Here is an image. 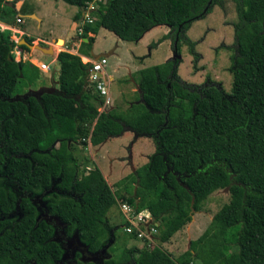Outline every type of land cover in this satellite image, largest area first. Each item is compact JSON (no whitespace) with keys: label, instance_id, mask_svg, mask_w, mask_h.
<instances>
[{"label":"trees","instance_id":"16d2710c","mask_svg":"<svg viewBox=\"0 0 264 264\" xmlns=\"http://www.w3.org/2000/svg\"><path fill=\"white\" fill-rule=\"evenodd\" d=\"M61 1L84 9L92 0ZM95 1L92 21L81 25L87 41L81 45L89 48L93 37L87 33L100 27L137 41L165 25L168 31L148 48L168 39L176 55L180 43L196 54L185 31L214 5H223ZM231 1L236 18L232 41L224 46L230 51V91L211 80H182L179 58L173 57L131 74L135 91L124 109L98 111L102 98L88 80L89 63L62 50L56 53L57 90L24 94L32 80L28 70L35 67L13 59V48L26 46L14 43L8 29L0 30V264H264V0ZM13 4L0 0V21L15 16ZM124 131L149 138L153 150L117 182L124 188L118 193L96 166L80 172L68 144L98 145ZM223 188L227 201L183 252L171 257L158 246ZM118 202L148 211L156 223L155 243L122 247L99 263L82 260L78 251L65 256L63 241L55 239L61 229L65 236L75 234L90 253L111 249L119 223H110L107 214L118 210ZM43 212L63 228L41 218ZM124 234L135 238L134 232Z\"/></svg>","mask_w":264,"mask_h":264},{"label":"rangeland","instance_id":"374dc122","mask_svg":"<svg viewBox=\"0 0 264 264\" xmlns=\"http://www.w3.org/2000/svg\"><path fill=\"white\" fill-rule=\"evenodd\" d=\"M10 1L14 2V0ZM25 3L28 7H30V9L32 7L31 10L34 12L39 9L37 1L35 0H25ZM90 3L94 8H96L95 0ZM222 3V7L214 5L209 13L205 14L202 18L193 21L185 31L187 38L194 42L193 49L196 54H190L187 46L180 43L179 54L181 56V61L178 64V74L182 77V80L188 83L200 84L205 83L207 80L217 82L221 85L225 92H229L231 84V74L228 71L230 51L224 48V46L229 45L232 41V23L235 21L236 16L234 5L231 0H222ZM64 4L66 8L72 7V5H68L66 3ZM27 11L28 10L22 8L19 13ZM36 14L39 13L36 12ZM15 17L16 15L12 16L9 19L8 24L15 25L19 30L21 28H25L27 32H30L34 37L41 35L40 33H44L48 29V25H55L53 22L45 18H42L43 22L39 24L34 20L35 17L33 15H31L30 18L22 16V23L16 24L14 20ZM5 29V27H0V30ZM11 32L10 39L14 43L18 44L17 41L21 37L17 34L14 38L11 35ZM71 33L72 32H68V35ZM74 35H76V31L74 32ZM28 38L31 39L29 42L30 44H36V40H34L32 36H29ZM157 39L158 38L156 37L147 36L144 41L138 43L134 49L130 47V45H127L126 41L118 39V48L116 49L118 58L116 59L112 56L105 57L106 64L104 63L103 66L112 65L115 68H124L130 52H135L141 56L150 51L151 56L148 60L149 66L160 63L161 61L164 62L165 59L163 58L166 56L170 55L171 58L176 57V54L173 56L174 52H172L170 46L168 47V40V45H162L157 48L156 45L155 47L152 46L151 48H148L149 43L155 42ZM106 42H112L111 46L114 45V42L111 41V38L108 35L100 34L98 39L100 47H104L103 43ZM39 43L40 46H43V43ZM63 47L54 48V51H64L66 46L64 48ZM141 57H139V60ZM39 64L40 63H38V65ZM36 68L35 70L37 72ZM130 76L131 74H126L125 78L127 81ZM110 85L111 86L107 87L109 89L108 94L110 99H112L110 106L124 109L126 106H123V103L126 104L127 101L131 99L132 95L125 94L123 96H117L115 95L117 88L116 83H111ZM41 90L45 89L37 88V86H35V82H32L24 88L23 93L26 94L30 92L31 94H37ZM129 132H127V135H123L125 138L122 140L116 139L117 137L108 138L107 141H103L98 145H91L90 143L81 145L78 142H69L68 147L78 163V170L80 172L87 171L94 165L100 170L102 176L105 178V181L113 191L124 193L123 184H117V182L134 168L145 162L147 155L151 151L150 148L152 147L153 149L152 143H134L135 137L131 132ZM128 135H130V137H128ZM126 193L129 194L128 192ZM227 199L228 194L225 188L213 191L202 203L200 211L193 213L191 220L187 224H185L180 230L173 233L167 241L159 243L158 246L170 254L171 257H175L183 252L188 246V241L195 239L202 233L212 214L224 202H226ZM117 211L118 210L110 209V212L107 214V218L110 223L115 225L117 223L120 224L122 221V219L117 215ZM40 217L52 220L63 228V224L59 223L53 216H46L43 212L40 213ZM55 239L63 241L65 256H71L74 251H78L82 260H89L97 263H99L104 257L115 255L122 247L142 248L143 243H145L141 238H133L125 235L119 227L116 230V238H114V240L110 243V250L104 247L99 251L90 253L86 250L85 246L78 241L75 234L65 236L62 229L56 233Z\"/></svg>","mask_w":264,"mask_h":264},{"label":"crops","instance_id":"0c3cea01","mask_svg":"<svg viewBox=\"0 0 264 264\" xmlns=\"http://www.w3.org/2000/svg\"><path fill=\"white\" fill-rule=\"evenodd\" d=\"M5 1H10V0H5ZM35 1H37V5L39 9L37 11L35 10L34 12L33 10H31L32 7L30 9V7H28V5L25 3V0H14L13 7L15 10L16 17L22 15L24 17L30 18V16L33 15L35 17L34 20L38 22L39 24L43 22L42 18H45L53 22L55 25H48V29L44 33H40L41 35L35 36V37L30 32H27L25 28L23 29L21 28L19 30L18 28H16L15 25H10L8 24V22H5V21L4 22L0 21V27H5L10 32L15 31V32H11L12 36L15 38L18 34V36L21 37L17 42L22 43V39L24 40L23 36H27V37L32 36L34 40H36L37 45H39L40 44L39 42H41L43 43L42 44L43 46L41 47L47 48L48 46H50L52 50L51 53H43L34 48L31 49L27 47L24 50V49L19 48L18 46L15 47L13 50V55H14L15 60L21 59L22 61L30 63L35 68L37 67L38 63H45L48 66V69L45 71L39 70L38 68H36L37 72L35 68H29L28 75L32 77V80L30 83L35 82V86H37V88H41V89L43 88L47 91L57 90V75H58V70H59V63L56 59V53L58 51H54V48H60V47L66 46L65 47L66 49H64V51L77 55L80 58L81 62L83 63H85V61L89 58L94 59L93 55L95 54H102L101 56H104V57L112 56V57H115L116 59L118 58L116 49L118 48L119 38H117L112 32L104 28H101V27L98 28V30L94 34L90 32L87 33L88 36L93 37V41L89 48H86L85 46L81 45V42L86 43L87 41L82 40L83 37H81L80 34L79 35L77 34L76 29L81 27L82 24H84L83 21L85 20L84 18H85V15H87V13H88V16L91 17V14L89 13L92 9L88 8V6H86L84 9L78 8L73 5L70 8H66L64 2L61 0H57V1L56 0H35ZM90 2L88 3V5L91 4ZM22 8L28 11L24 13H19L20 9ZM36 12H38L39 14H36ZM77 13H78V16H77ZM16 24H21V23H16ZM75 31H76V35H74ZM167 31H168L167 26L157 25V26L150 28L146 32H144L143 35L137 41H126V43L127 45H130V47L134 49L138 45V43H141L142 41H144V39L147 36L159 38L161 35L165 34ZM68 32H72V33L68 35ZM100 34L108 35L111 38V41L114 42V45L111 46L112 42L111 43L106 42V43H103L104 47H100V45L98 44V39H99ZM167 40L168 39H163L160 43L157 44L156 48L162 45H168ZM141 56L135 52H130L127 58L128 60L126 64L124 65V68H115L112 65H107L105 67L103 66L102 70L98 72L99 74L98 77L102 79L103 81H105L107 87L111 86L110 85L111 83H116L117 88H116L115 95L117 96H121V95L123 96L125 94L133 95L135 91V85L132 81V78L129 77V80H128L129 82H128L125 76L126 74L127 75L132 74L138 69L149 66L148 60H149V57L151 56V52L149 51L147 54H144ZM173 56H174V53H173ZM139 57H141L140 60H139ZM177 57L179 58V62H180L181 61L180 54H178ZM168 58H171L170 55L166 56L163 59L166 60ZM178 64L176 66L177 74H178ZM178 76L182 79V77L179 74ZM111 101L112 99H110V103ZM128 102L129 101H127V103ZM127 103L126 104L123 103V106H126ZM127 132L129 131H124L116 139L122 140L123 138H125V136L123 135L128 134ZM128 137H130V135H128ZM107 140L108 139H106L105 141ZM143 142L145 144L151 143L150 139L147 137H135L134 139V143H143ZM150 150L151 151L153 150L152 147L150 148Z\"/></svg>","mask_w":264,"mask_h":264},{"label":"built area","instance_id":"2783aa9c","mask_svg":"<svg viewBox=\"0 0 264 264\" xmlns=\"http://www.w3.org/2000/svg\"><path fill=\"white\" fill-rule=\"evenodd\" d=\"M88 8L93 9L94 7L90 4ZM83 23L91 22L92 18L85 15ZM15 23H22L21 16L15 18ZM77 34L81 32V27L76 29ZM85 63H89L88 78L93 83L94 90L102 98L101 105L97 108L98 111L109 107L110 98L108 94V88L102 79L97 76V73L102 70V66L105 63V57L99 56L97 59H87ZM40 70H47L48 66L45 63L37 65ZM118 210L121 215L122 221L118 227L123 233L131 234L134 232L135 238H141L145 244H153V236L156 232V223L152 221L148 211L146 209L135 210V207L131 206L126 202L117 203Z\"/></svg>","mask_w":264,"mask_h":264},{"label":"water","instance_id":"95a60500","mask_svg":"<svg viewBox=\"0 0 264 264\" xmlns=\"http://www.w3.org/2000/svg\"><path fill=\"white\" fill-rule=\"evenodd\" d=\"M82 40H86L85 38H82ZM18 44H24L27 48H34V49H36V50H39L40 52H43V53H51L52 52V50H51V48H50V46H48L47 48H44V47H41V46H39V45H37V44H34V45H32V44H30V43H28V42H26L25 40H23L22 39V43H20V42H18ZM102 54H95V55H93V58L94 59H97L99 56H101ZM175 55V54H174ZM178 55H176V57H177ZM97 76H99V74L97 73Z\"/></svg>","mask_w":264,"mask_h":264},{"label":"clouds","instance_id":"9594fccd","mask_svg":"<svg viewBox=\"0 0 264 264\" xmlns=\"http://www.w3.org/2000/svg\"><path fill=\"white\" fill-rule=\"evenodd\" d=\"M14 20H15V19H14ZM17 45H19V44H17ZM15 47H16V46H15ZM15 47H14V48H15ZM14 48H13V50H14ZM13 59H14V55H13ZM14 60H15V59H14ZM18 60H21V59H18ZM16 61H17V60H16Z\"/></svg>","mask_w":264,"mask_h":264}]
</instances>
